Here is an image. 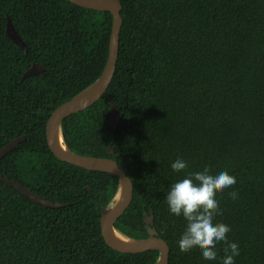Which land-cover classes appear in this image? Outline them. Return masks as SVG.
<instances>
[{
    "label": "trees",
    "instance_id": "1",
    "mask_svg": "<svg viewBox=\"0 0 264 264\" xmlns=\"http://www.w3.org/2000/svg\"><path fill=\"white\" fill-rule=\"evenodd\" d=\"M119 1L112 80L62 120L65 144L117 161L133 191L114 226L133 239L154 228L167 264H221L224 242L214 261L195 246L180 251L186 221L168 211L165 193L205 163L227 169L237 182L217 193V219L239 245L235 264H264V0ZM7 17L26 52L7 35ZM111 24L109 11L68 0H0V148L27 134L0 158V173L62 204L42 206L0 181V264H154L159 255L108 246L100 219L118 177L62 161L46 142L51 112L102 73ZM33 63L43 70L21 79ZM112 104L122 114L115 128ZM177 157L188 162L180 173L170 167Z\"/></svg>",
    "mask_w": 264,
    "mask_h": 264
},
{
    "label": "water",
    "instance_id": "2",
    "mask_svg": "<svg viewBox=\"0 0 264 264\" xmlns=\"http://www.w3.org/2000/svg\"><path fill=\"white\" fill-rule=\"evenodd\" d=\"M68 1L86 8L109 11L112 14L108 56L104 69L100 74V76L91 85H89L81 92L77 93L76 95H74L71 99L57 106L49 115L45 124V136H46V142L48 148L58 159L62 161H66L70 164L82 167L86 170L109 172L118 177V185H117L116 193L118 191L119 186L122 185L123 187L122 195L119 201L117 203L116 202L114 203L115 204L114 206H112L110 202L109 206L103 211L100 219L101 234L108 246L120 252H142L148 249H156L158 250L159 255L154 264H167L168 256H169V246L163 238L156 236V230L154 228L149 226L147 227L149 232L148 237L142 239H133L120 232L114 226V222L122 214V212H124L128 204L130 203L132 198V191H133V184L131 179L127 176L125 171L118 165L117 161H115L110 157H95V156H87V155H80L74 153L68 148V146L65 144L63 139V144L67 149V152H65L59 147V145L55 141V131L57 128L60 129L61 136L63 138L62 129H61L62 120L68 115L83 110L88 106H90L91 104H93L95 101H97L105 92L108 85L110 84L117 62L119 33L122 25V17L120 14L122 5L119 0H68ZM6 33L16 44H18L21 47V49L24 52H26L27 50L26 44L22 39V37L17 32V30L15 29L9 17H7V21H6ZM42 70L43 67L41 65L37 63H33L22 74L21 79L29 75L37 74ZM82 93L85 94L82 95L77 100L72 101L73 98L77 97L78 95H81ZM121 118H122V114L117 110L116 105L112 104L109 111L110 125L113 128H115ZM26 137L27 134L18 136L12 139L11 141H9L8 143H6L3 147H1L0 158L5 153L10 151L12 148H14L17 143H19L21 140L25 139ZM108 152L112 153L113 151L111 148H108ZM0 181L11 186L15 190H17L20 194L29 198L30 200L34 201L37 204L50 208L62 206L61 203L51 202L49 200L44 199L43 197H41L31 189L25 187L24 185L13 179L6 178L1 173H0ZM147 221L152 223L153 215H149L147 217ZM113 229L118 230L121 234L132 240L134 244H123L118 240H116L112 235Z\"/></svg>",
    "mask_w": 264,
    "mask_h": 264
},
{
    "label": "clouds",
    "instance_id": "3",
    "mask_svg": "<svg viewBox=\"0 0 264 264\" xmlns=\"http://www.w3.org/2000/svg\"><path fill=\"white\" fill-rule=\"evenodd\" d=\"M170 167L173 172L180 173L188 167V162L177 157ZM236 182V177L227 169L213 171L211 165L205 163L169 185L165 193L168 211L175 216H182L186 221L177 239L180 251L195 246L205 260L214 261L217 258V244L224 242L225 255L221 264H235L240 248L236 241L228 239L231 226L217 219L222 215L217 193ZM229 196L235 200L238 193L232 191Z\"/></svg>",
    "mask_w": 264,
    "mask_h": 264
},
{
    "label": "bare ground",
    "instance_id": "4",
    "mask_svg": "<svg viewBox=\"0 0 264 264\" xmlns=\"http://www.w3.org/2000/svg\"><path fill=\"white\" fill-rule=\"evenodd\" d=\"M85 93H82L81 95H78L77 97L73 98L72 101L77 100L78 98H80L82 95H84ZM71 101V102H72ZM55 141L56 143L59 145V147L67 152V149L65 148L64 144H63V138L61 136V132L60 129L57 128L55 131ZM123 192V187L122 185L119 186L117 193L115 194L113 200L111 201V205L114 206L115 202L117 203L122 195ZM112 235L113 237L118 240L119 242L123 243V244H134V242L132 240H130L129 238H127L126 236H124L123 234H121L118 230L113 229L112 230Z\"/></svg>",
    "mask_w": 264,
    "mask_h": 264
}]
</instances>
